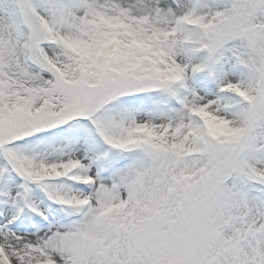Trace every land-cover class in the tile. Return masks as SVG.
I'll list each match as a JSON object with an SVG mask.
<instances>
[{"label": "snow or ice", "instance_id": "snow-or-ice-1", "mask_svg": "<svg viewBox=\"0 0 264 264\" xmlns=\"http://www.w3.org/2000/svg\"><path fill=\"white\" fill-rule=\"evenodd\" d=\"M0 264H264V0H0Z\"/></svg>", "mask_w": 264, "mask_h": 264}]
</instances>
